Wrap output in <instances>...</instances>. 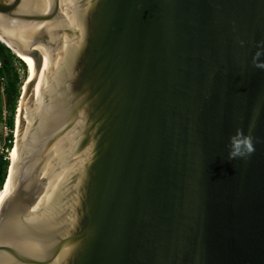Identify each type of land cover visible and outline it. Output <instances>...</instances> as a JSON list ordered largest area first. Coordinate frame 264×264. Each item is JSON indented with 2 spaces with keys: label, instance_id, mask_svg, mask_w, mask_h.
<instances>
[{
  "label": "water",
  "instance_id": "water-1",
  "mask_svg": "<svg viewBox=\"0 0 264 264\" xmlns=\"http://www.w3.org/2000/svg\"><path fill=\"white\" fill-rule=\"evenodd\" d=\"M0 43L20 124L41 80L0 264H264V0H0Z\"/></svg>",
  "mask_w": 264,
  "mask_h": 264
},
{
  "label": "trees",
  "instance_id": "trees-1",
  "mask_svg": "<svg viewBox=\"0 0 264 264\" xmlns=\"http://www.w3.org/2000/svg\"><path fill=\"white\" fill-rule=\"evenodd\" d=\"M14 62L20 63L25 70L22 60L16 58L2 43H0V123L2 122L1 113L4 111L5 118L3 124L5 125L8 132H10L13 128V116L15 112L16 101L18 100L20 94L18 87L19 77L15 68L13 67ZM6 140L9 141V144L11 143L12 138L10 133H8ZM6 157L7 156L5 153L2 152L0 154V190L6 177V171L8 167V159ZM1 196L2 194L0 191V197Z\"/></svg>",
  "mask_w": 264,
  "mask_h": 264
},
{
  "label": "bare ground",
  "instance_id": "bare-ground-1",
  "mask_svg": "<svg viewBox=\"0 0 264 264\" xmlns=\"http://www.w3.org/2000/svg\"><path fill=\"white\" fill-rule=\"evenodd\" d=\"M14 53L19 57V59H21L25 65L28 64L27 67V81L25 83H27L29 80H31V78L34 76V72H33V63H32V59L24 56L22 54L18 55V52ZM28 69H29V74H28ZM41 92V80H40V76H37V80L36 83L34 84V89H33V98L31 101V106L29 110H25L23 117L21 119L22 123L20 124V116H18L16 119V129L15 131H13L14 135V148L11 152L9 161V169H8V175L6 177V180H4V184L1 188V199H0V206L3 204L4 199L8 196L9 191H10V175L12 174L13 171V165L15 163V161L18 158V136H20L22 143L24 145V153L26 155V151H27V147H28V143L30 140V136H31V132L33 129V125H34V121H35V117L37 114V110H38V100L40 99V94ZM20 110V109H19ZM18 110V114L20 113V111ZM24 122H25V126H24ZM23 126V127H22Z\"/></svg>",
  "mask_w": 264,
  "mask_h": 264
},
{
  "label": "clouds",
  "instance_id": "clouds-1",
  "mask_svg": "<svg viewBox=\"0 0 264 264\" xmlns=\"http://www.w3.org/2000/svg\"><path fill=\"white\" fill-rule=\"evenodd\" d=\"M264 67V64L258 65ZM254 123L249 127V134L245 135L243 130L238 128L234 135L229 137L228 159H247L255 152L254 137L251 135Z\"/></svg>",
  "mask_w": 264,
  "mask_h": 264
},
{
  "label": "rangeland",
  "instance_id": "rangeland-1",
  "mask_svg": "<svg viewBox=\"0 0 264 264\" xmlns=\"http://www.w3.org/2000/svg\"><path fill=\"white\" fill-rule=\"evenodd\" d=\"M18 55H20V54H18ZM22 63L24 64L23 61H22ZM24 66H25V70L20 63H17V62L13 63V67L15 68V70L18 74V77H19V82H18L19 92H21V89L25 86V84H26L25 82L27 81L28 64L27 65L24 64ZM28 74H29V69H28ZM19 97H20V94H19ZM19 97H18V99H19ZM17 106H18V100L16 101L15 112H14V116H13V128H12V130L10 132H8L6 127L3 125V123H0V149L1 148H3V150L5 149V151L8 152V153L6 152L7 155H6V153H5V155L9 156V158H10L11 152L14 148L13 143H15L14 138H13L14 137L13 135H15V134H13V131H15V129H16V120H17L16 118L19 116V114L16 113V111L18 112V110H19V108H17ZM15 113H16V117H15ZM14 117H15V124H14ZM8 133H10V136L12 138L10 144L7 143V140H6ZM5 151H3V152H5ZM9 158H8V163H9ZM0 199H1V197H0Z\"/></svg>",
  "mask_w": 264,
  "mask_h": 264
},
{
  "label": "built area",
  "instance_id": "built-area-1",
  "mask_svg": "<svg viewBox=\"0 0 264 264\" xmlns=\"http://www.w3.org/2000/svg\"><path fill=\"white\" fill-rule=\"evenodd\" d=\"M4 118H5V112L4 111H2V113H1V123H3V121H4ZM4 125V124H3ZM5 126V125H4ZM7 143H9V141H7ZM3 151H5V149L3 150V148H1L0 149V154L3 152ZM7 151H5V152H3V153H6ZM8 153V152H7ZM7 153H6V155H7ZM9 155V154H8ZM7 159H8V156L6 157Z\"/></svg>",
  "mask_w": 264,
  "mask_h": 264
}]
</instances>
